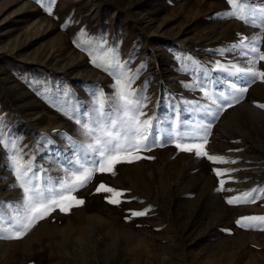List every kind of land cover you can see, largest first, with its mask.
<instances>
[{
    "label": "rangeland",
    "instance_id": "rangeland-1",
    "mask_svg": "<svg viewBox=\"0 0 264 264\" xmlns=\"http://www.w3.org/2000/svg\"><path fill=\"white\" fill-rule=\"evenodd\" d=\"M228 7L226 0H56L49 15L38 0H0V117L6 130L22 138L38 163L52 167V146L43 147L44 139L63 148V134L77 127L61 108L87 107L94 89L112 90V77L78 46L101 38L122 59L131 58L133 69L146 63L136 86L146 82L149 116L168 120L175 110L185 125L204 123L185 101H206L187 85L200 77L220 90L226 74L213 71L214 62L244 63L220 51L237 42L238 33L257 31L216 15ZM181 57L198 62L195 75L184 70ZM258 67L264 69V62ZM256 103H264V82L252 84L245 99L215 121L209 137L210 154L237 164H213L171 143L156 147L142 153L154 159L118 165L116 176L98 174L77 193L85 205L71 215L53 213L22 240H0V264H264V231L235 223L264 215V201L228 205L225 197L234 193L216 191L213 171L239 169L232 174L237 182L225 186L241 192L264 185V110ZM7 164L0 151V200L12 201L19 191L9 187L14 177ZM100 182L126 190L131 202L109 205L106 194H95ZM149 205L146 217L125 220L128 210Z\"/></svg>",
    "mask_w": 264,
    "mask_h": 264
},
{
    "label": "snow or ice",
    "instance_id": "snow-or-ice-1",
    "mask_svg": "<svg viewBox=\"0 0 264 264\" xmlns=\"http://www.w3.org/2000/svg\"><path fill=\"white\" fill-rule=\"evenodd\" d=\"M38 2L49 15H53L56 0ZM226 3L228 9L217 13L218 17L239 20L257 31L250 37L238 33L239 40L232 43L229 49L220 51L221 55L231 52L244 58L243 65L240 62H214L212 70L226 74L220 90L210 88L200 77L187 85L192 90L198 89L206 101L203 104L199 100L185 101L188 111L200 114L204 123L185 125L180 113L175 110L168 120L149 116L145 111L149 104L146 82L143 87L136 86L146 63L142 62L133 69L131 58L122 59L119 50L107 45L104 38L100 41L82 40L78 46L88 53L94 66L112 77V90L105 93L103 89H94L87 107L74 105L71 109L61 108L77 127L75 133L63 134V148L55 147V141L44 139L43 147L52 146L48 148L52 167L38 163L35 152L31 155L27 153L22 138L6 130L0 117V151L7 156V166L14 177L9 187L19 191V197L15 200H0V240H22L39 222L52 217L53 213L71 215L74 208L85 205V200L79 198L77 193L92 184L98 174L116 176L118 165L154 159L142 153L156 147L171 143L179 152L193 153L195 157L207 159L213 164L239 162L210 154L207 145L215 121L227 109L241 103L252 84L264 82V69L258 67L264 62V51L261 50L264 43V0L259 3L257 0H226ZM80 35L83 37L85 34L82 31ZM180 59L184 70L195 75V70L200 67L198 62L191 59L184 61L183 57ZM255 106L264 110V103H256ZM213 171L218 177L216 191L234 193L225 197L228 205L264 201V185L242 192L225 186L237 182L232 174L239 169L217 167ZM101 193L106 194L104 199L109 205L120 206L131 202L125 199L126 190L103 182L95 187V194ZM131 200L137 198L133 196ZM128 212L125 220L132 222L149 215L152 207L149 205L142 210L130 209ZM235 223L244 230L264 231V215L242 216ZM224 231L231 234L230 229Z\"/></svg>",
    "mask_w": 264,
    "mask_h": 264
}]
</instances>
